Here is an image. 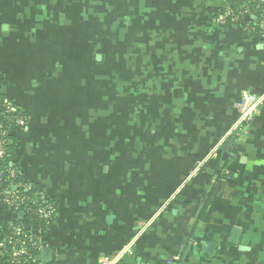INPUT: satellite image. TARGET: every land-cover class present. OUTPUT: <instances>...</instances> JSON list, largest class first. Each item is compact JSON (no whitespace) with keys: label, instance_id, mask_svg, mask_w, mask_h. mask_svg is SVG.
Wrapping results in <instances>:
<instances>
[{"label":"crops","instance_id":"1","mask_svg":"<svg viewBox=\"0 0 264 264\" xmlns=\"http://www.w3.org/2000/svg\"><path fill=\"white\" fill-rule=\"evenodd\" d=\"M231 5L0 0V96L26 120L10 164L56 208L36 264H264V19ZM117 38L138 66L120 103L83 56ZM244 90L263 98L238 131ZM16 224L0 204V238Z\"/></svg>","mask_w":264,"mask_h":264},{"label":"built area","instance_id":"2","mask_svg":"<svg viewBox=\"0 0 264 264\" xmlns=\"http://www.w3.org/2000/svg\"><path fill=\"white\" fill-rule=\"evenodd\" d=\"M260 3L264 0H256ZM253 12L248 8L242 10H232L229 9L226 11L225 16L229 19H240L245 15H253ZM263 19L258 21L256 24L246 23V28L248 30H256L257 27H262ZM262 95L248 90L242 91L240 101L237 103L238 108V118L236 121L235 129L238 131H243L248 124L253 119L254 115L258 112L259 107L262 103ZM2 112L5 116L8 117L9 122L4 125L0 122V164L5 158L8 149L6 143L8 140L10 132L17 128H22L26 125V120L24 114L21 112L11 115L13 107L7 103H2ZM227 173V170L225 171ZM17 171L14 167H7L1 169L0 167V203L8 210H28L33 211L39 220L46 219L53 212V204L47 200L43 195L36 191V197L30 198L24 195L22 192L18 191V188L25 187L26 190L31 189L33 186L31 184H20L13 181V178L16 177ZM13 228H16V231H20L25 234L26 244L21 247H15V242L17 239L13 240V247L7 250L5 248L4 242L0 240V256L7 261L16 262L19 259L26 256H32L29 252V247L40 250L41 244L39 242L38 234L41 228H36L31 225L27 219H25V224L20 226L18 224L13 225ZM131 253V250H129ZM8 259V260H7ZM110 259L105 258L104 264H109Z\"/></svg>","mask_w":264,"mask_h":264},{"label":"trees","instance_id":"3","mask_svg":"<svg viewBox=\"0 0 264 264\" xmlns=\"http://www.w3.org/2000/svg\"><path fill=\"white\" fill-rule=\"evenodd\" d=\"M231 2V9L232 10H242L245 8H248L250 11H253V15L256 17L255 19H252L249 17L248 20H246V23H251V24H256L259 20L264 19V11H262L261 6L259 1L256 0H230ZM244 17H240V20L242 22H245V19H243ZM256 32H259V27H257V29L255 30ZM258 34V33H257ZM103 36V35H102ZM97 38H99L100 36L97 35ZM116 47L115 48H105V46H103L102 48H100V42L98 41V46H96V48H93L92 50H83L85 51V55L87 60H86V65L88 68V62L91 61V63L89 64L91 67L94 66L96 68V72L97 75L99 76L97 79V86L95 87L94 85H92V88H96L98 93L104 94L105 90H109L112 91L113 93V100L114 103H120V99H122L121 97V91L124 88L123 83L124 81H122V72L128 73L129 76L128 78L131 80H133V86L131 89H136V80H137V76H138V66L136 64V53H135V49L132 50V52H128L127 50L124 51L126 53H124L122 51L121 46V41L120 39H116ZM103 45V44H102ZM115 46V45H114ZM96 52H100L102 54V60L101 61H97L95 59V54ZM132 57V64L127 65V63H122V59L124 60V58ZM111 58V59H110ZM110 60L111 63H110ZM109 75L111 78V83L112 85L109 86L108 82H106L105 79V75ZM127 78V77H126ZM125 78V79H126ZM115 99L117 100V102L115 101ZM2 103H7L9 105H11V107H13V110L11 111V115H14L16 113H20L21 111L19 110V108H17L16 103L10 99L8 96L6 95H2L0 96V122L4 125H6L9 120L8 117L5 116V114L2 112V107L1 104ZM119 104H117L118 106ZM22 113V112H21ZM23 114V113H22ZM11 134L8 137L7 143H6V147L8 149V152L5 156V158L3 159V161L0 164L1 169H5L7 167H12V165L10 164V157H9V153L11 150ZM226 170H224L225 172ZM13 181L16 183H20V184H27L22 178L21 176L17 173L16 177L13 178ZM33 186V185H32ZM19 192H22L24 195L33 198L36 197L35 193H36V189L34 188V186L31 189L26 190L25 187H20L18 188ZM52 204L53 202L51 200H49ZM1 204V203H0ZM3 210L6 213H13L15 214V216H19V212L22 211V218L27 219L28 222L33 225L36 228H42L44 226H46L47 224H49L55 217V213H56V208H55V204H53V212L45 219L39 220L38 216L33 212V211H28V210H8L6 208V206L2 205ZM17 239V241L15 242V247H21L24 246L26 244L25 242V234L20 232V231H16V228H11L9 229L5 236L1 237L0 240L2 242H4L5 244V248L7 250H9L10 248L13 247V240ZM29 252L32 256L28 257H24L19 259V261L14 262H10L7 261V263L9 262V264H36L38 262V255L40 250H36L33 249L31 247H29ZM2 257V256H1ZM8 260V259H7Z\"/></svg>","mask_w":264,"mask_h":264},{"label":"water","instance_id":"4","mask_svg":"<svg viewBox=\"0 0 264 264\" xmlns=\"http://www.w3.org/2000/svg\"><path fill=\"white\" fill-rule=\"evenodd\" d=\"M244 18H245V19H248V15H245ZM253 18H255V17L253 16ZM100 58H101V55H100V54H97V59L100 60ZM22 214H23L22 211L19 212V216H22ZM234 231H235V229L233 230V232H234ZM209 246H210V245H209ZM44 254H50V249H49V248H45V249H44Z\"/></svg>","mask_w":264,"mask_h":264}]
</instances>
